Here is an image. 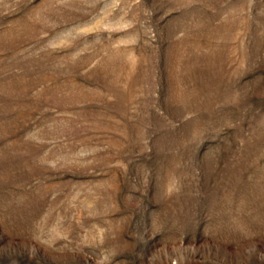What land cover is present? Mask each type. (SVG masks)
I'll return each instance as SVG.
<instances>
[{"label":"rangeland","instance_id":"374dc122","mask_svg":"<svg viewBox=\"0 0 264 264\" xmlns=\"http://www.w3.org/2000/svg\"><path fill=\"white\" fill-rule=\"evenodd\" d=\"M0 264H264V0H0Z\"/></svg>","mask_w":264,"mask_h":264}]
</instances>
